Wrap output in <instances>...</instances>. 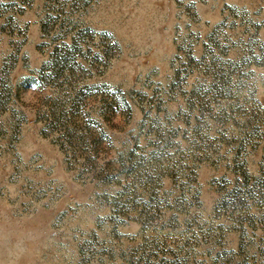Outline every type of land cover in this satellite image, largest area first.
Instances as JSON below:
<instances>
[{"label": "rangeland", "instance_id": "1", "mask_svg": "<svg viewBox=\"0 0 264 264\" xmlns=\"http://www.w3.org/2000/svg\"><path fill=\"white\" fill-rule=\"evenodd\" d=\"M0 264H264V0H0Z\"/></svg>", "mask_w": 264, "mask_h": 264}]
</instances>
